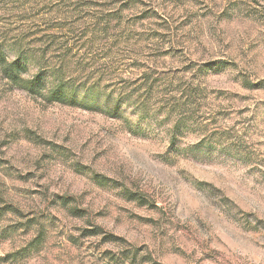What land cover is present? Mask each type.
<instances>
[{
  "label": "rangeland",
  "instance_id": "rangeland-1",
  "mask_svg": "<svg viewBox=\"0 0 264 264\" xmlns=\"http://www.w3.org/2000/svg\"><path fill=\"white\" fill-rule=\"evenodd\" d=\"M20 51L93 89L0 71V264H264V0H0Z\"/></svg>",
  "mask_w": 264,
  "mask_h": 264
},
{
  "label": "trees",
  "instance_id": "trees-1",
  "mask_svg": "<svg viewBox=\"0 0 264 264\" xmlns=\"http://www.w3.org/2000/svg\"><path fill=\"white\" fill-rule=\"evenodd\" d=\"M53 45L54 42H51L50 46L53 47ZM62 67L59 63H49L42 54L33 55L28 60H24L20 51L17 58L8 62L0 52V71L10 85L22 89L32 98L41 99L46 104L80 105L79 90L85 89L91 93L93 86L86 88L83 84L77 85L74 81L66 79ZM29 68L32 74L23 78L22 75H25ZM105 99L112 117H118L122 105L127 103L121 102V98L110 94Z\"/></svg>",
  "mask_w": 264,
  "mask_h": 264
}]
</instances>
